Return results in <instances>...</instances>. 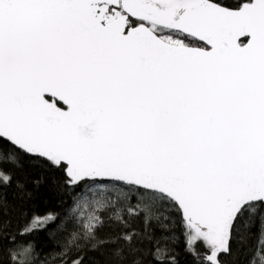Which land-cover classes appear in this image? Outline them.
Instances as JSON below:
<instances>
[{"label":"snow or ice","instance_id":"snow-or-ice-1","mask_svg":"<svg viewBox=\"0 0 264 264\" xmlns=\"http://www.w3.org/2000/svg\"><path fill=\"white\" fill-rule=\"evenodd\" d=\"M47 181L73 194L77 227L41 259L16 241L57 219L23 211ZM8 188L25 218L14 233ZM85 188L106 218L77 214ZM106 224L120 231L101 235ZM177 226L193 264L241 250L264 264V0H0L9 264H83L84 250L104 264H180Z\"/></svg>","mask_w":264,"mask_h":264},{"label":"trees","instance_id":"trees-1","mask_svg":"<svg viewBox=\"0 0 264 264\" xmlns=\"http://www.w3.org/2000/svg\"><path fill=\"white\" fill-rule=\"evenodd\" d=\"M29 171L32 175H36V170ZM21 179L24 177L21 175ZM31 187V184L29 185ZM88 187L92 188L95 192L105 191L103 189H99L94 185H89ZM7 199L17 205V210L12 211L11 213V225L9 228L5 229V233H14L18 225H23L25 223V218L20 216L19 205L20 202L14 199L12 188H8L7 190ZM77 191H82L86 193L89 199L88 206L83 207L82 209H78V213H83V216L86 217L88 212L92 209H95V213L102 217H107L111 209L102 208V201L98 203H92V193L88 192V189L85 188L83 190L78 189ZM72 193L69 192H58L53 189L51 182L47 181L42 184L38 189H35L33 192V197L26 201L23 207V211L28 213L27 220H31L33 214L37 216H44L48 212L57 213L58 217L54 222H50L46 227H41L38 231H35L31 235L25 237H17L16 242L23 241H31L37 253L40 254V258L43 259L45 254L53 253L59 251L62 245L65 243L66 237L68 233L73 231L77 226L75 220H70L69 210L73 205ZM135 203V200L132 201ZM83 218V217H82ZM62 221L64 222V227L60 228ZM134 227H140L142 225L134 224ZM66 229V230H65ZM152 229L155 231L156 236L161 235H171L168 232H162L160 228L156 227L155 224L152 225ZM119 227L108 224L101 230L100 234L103 235L105 233H114L119 232ZM182 228L177 226L174 229L175 232V243H170V247L175 248V250L179 253L178 260L180 264H193V258L185 253L184 248V237L182 234ZM249 245L255 246L256 239L253 237L249 242ZM9 247H14V242H12L10 236L0 235V264H9L8 254L5 251ZM237 249V245L233 243L234 252ZM84 261L83 264H104L105 257L100 255L98 252H90L84 250ZM228 264H247L248 258L244 254V251L241 250L239 255L232 257H225ZM59 264V261L56 262ZM70 264V261H69Z\"/></svg>","mask_w":264,"mask_h":264}]
</instances>
